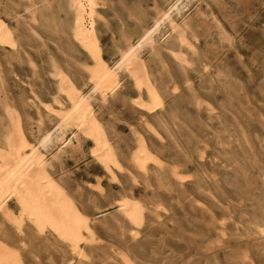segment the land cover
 <instances>
[{
    "label": "bare ground",
    "instance_id": "bare-ground-1",
    "mask_svg": "<svg viewBox=\"0 0 264 264\" xmlns=\"http://www.w3.org/2000/svg\"><path fill=\"white\" fill-rule=\"evenodd\" d=\"M109 1L28 0L23 9L27 17L17 14V24L24 19L22 23L29 33L41 40L33 29L39 22L37 14L43 16L42 11H49L53 5L66 8L70 12L72 42L86 57V74L84 82L75 81L51 58L48 78L53 86L46 95L32 81L14 74L27 86V104L35 109V122L28 128L26 114L17 99L8 93L9 84L0 60V264H28L25 253L34 244L32 239L27 241L28 225L37 238L50 242V236L53 237L58 244L53 243L55 248L63 250L64 264H95L92 248L104 242L98 223L110 228L118 225L124 234L129 233L135 239L150 216L162 220V212L167 211L164 203L154 197L138 198L132 190L110 195L114 213L106 214L97 200L80 193V186L74 188L70 184L65 165L71 160L79 162L80 154L87 156L96 170L89 173L90 180L83 184L103 197L108 196L111 184L122 187L123 177L133 187L143 185L152 189V168L166 165L151 144L152 138L150 141L137 128L133 129L131 141L119 138L104 123L100 110L113 109L114 102L120 101L123 112L127 107L135 110L144 130L164 142L165 135L175 134L172 129L180 118L174 106L170 107L167 102L170 95L179 93L180 87L176 75L169 71L171 66L165 55L177 65L181 83L190 92H195L192 72L207 77L210 83L222 85L223 74L199 48L200 38L195 27L198 29L200 23L192 20L197 17L211 22L213 27L218 25L212 7L221 0H165L164 5L155 6L151 20L142 23L136 31L118 29L121 34L115 40L112 57L107 55L102 30V27L109 28L102 14ZM17 32V26L0 13V49L15 47ZM219 35L227 46L231 44L225 31L221 30ZM23 57L34 76L37 75L38 65L26 51ZM152 62L159 74L166 71L165 82L154 75ZM193 97L196 106L204 104L208 112L215 111L197 94ZM46 116L52 122L50 126L46 125ZM149 117L156 120L153 122ZM205 155L204 148L201 160ZM178 168L172 166L170 171L181 185L186 176ZM90 203L98 211H91L87 207ZM221 223V237H225V223ZM236 232L240 233V229ZM255 234L262 238L264 249V225H258ZM105 255L114 261L113 255L120 256V264H134L126 252L115 250ZM245 259L250 261L247 250Z\"/></svg>",
    "mask_w": 264,
    "mask_h": 264
},
{
    "label": "rangeland",
    "instance_id": "rangeland-1",
    "mask_svg": "<svg viewBox=\"0 0 264 264\" xmlns=\"http://www.w3.org/2000/svg\"><path fill=\"white\" fill-rule=\"evenodd\" d=\"M109 3L102 9L109 28L102 27V30L107 55L113 56L119 31H136L142 23L151 20L155 6L164 5L165 0H110ZM27 5L28 0H0V13L17 26L19 35L15 47L0 49V60L9 84L8 93L17 99L30 128L35 122V109L27 104V86L14 74L32 81L30 83L46 95L53 86L48 78L51 58L56 59L73 80L84 82L86 57L72 42L70 12L66 8L58 9L53 5L49 11H42L43 16L37 14L39 22L33 29L40 40L29 33L22 23L24 19L17 24V14L27 17L23 12ZM212 10L218 25L213 27L211 22L197 17L192 20L200 23L199 30L197 27L195 30L202 54L223 74V82L222 85L210 83L207 77L192 72L195 92H190L181 83L177 65L165 55L171 66L169 71L176 75L180 87L179 93L170 95L167 101L180 115L172 129L173 136L165 135L166 140L160 142L144 130L135 110L127 107L123 112L120 101L114 102L115 109L100 110L104 123L111 126L119 138L131 141L136 128L149 140L152 138L151 144L166 165L179 167L186 176L183 184L171 175L169 165H162L152 168V189L143 185L133 187L126 182L127 177H123L122 187L111 184L108 196L103 197L83 184L90 180L89 173L96 170L87 156L80 154L79 162L71 160L65 165L70 180L64 177L74 188L80 186V193L97 200L106 214L114 213L108 197L123 190H132L142 199L154 197L167 208L160 221L150 216L135 239L129 233L124 234L118 225L110 228L98 223L104 242L92 248L95 264H120V256L113 255L116 261L106 258L105 252L111 254L115 250L128 253L134 264H264L263 241L255 234L257 226L264 225V0H221ZM221 30L233 43L227 46L221 41ZM24 51L39 67L35 76L25 62ZM152 68L157 79L165 82L166 71L159 74L154 62ZM194 94L209 102L215 111L208 112L204 104L196 106ZM149 119L156 120L155 117ZM46 121L50 126L52 122L47 116ZM204 148L207 155L201 160ZM87 207L98 211L91 203ZM221 222L225 223V237H221ZM236 227L240 233L236 232ZM25 231L27 241H34L30 244L33 248L25 253L28 264H64L63 250L55 248L53 243H57L53 237L50 236V242L37 238L29 225ZM246 250L250 261L245 259Z\"/></svg>",
    "mask_w": 264,
    "mask_h": 264
}]
</instances>
